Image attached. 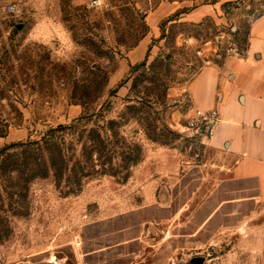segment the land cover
I'll return each mask as SVG.
<instances>
[{
  "label": "rangeland",
  "instance_id": "1",
  "mask_svg": "<svg viewBox=\"0 0 264 264\" xmlns=\"http://www.w3.org/2000/svg\"><path fill=\"white\" fill-rule=\"evenodd\" d=\"M92 1L1 0L0 264H264V199L185 128L189 82L248 22L150 18L212 0Z\"/></svg>",
  "mask_w": 264,
  "mask_h": 264
},
{
  "label": "crops",
  "instance_id": "2",
  "mask_svg": "<svg viewBox=\"0 0 264 264\" xmlns=\"http://www.w3.org/2000/svg\"><path fill=\"white\" fill-rule=\"evenodd\" d=\"M234 1L238 0H212L184 12L180 2L164 3L150 18L156 24L179 11L182 22L202 24L209 20L223 25L232 22L236 32L242 22H248L246 44L238 46L242 55L227 53L216 45L187 89L193 107L217 109L221 116L214 138L204 143L213 156L200 164L209 165L228 184L243 183L235 191L243 199L261 203L264 199V13L254 16L241 10L228 18L224 15L226 4Z\"/></svg>",
  "mask_w": 264,
  "mask_h": 264
},
{
  "label": "built area",
  "instance_id": "3",
  "mask_svg": "<svg viewBox=\"0 0 264 264\" xmlns=\"http://www.w3.org/2000/svg\"><path fill=\"white\" fill-rule=\"evenodd\" d=\"M258 2H254L253 0H238L234 2H230L225 8L224 15L226 17H231L232 14L241 10H247L251 13V15H259L264 13V0H257ZM256 3V4H255ZM93 6H108L102 0H93ZM18 5L16 2L9 4L6 7L8 12H17ZM236 26L233 25L231 30L233 32L236 31ZM227 34L225 32L220 33L217 36L216 42L219 46L225 49L227 53H231L234 55H242L240 48L237 43L232 39L227 38ZM197 53L202 54L201 49H197ZM221 121L220 113L217 109L212 110H204L198 107H192L190 112V117L187 119L185 128L188 132H190L193 136L197 138V140L201 143H206L207 141H211L214 138L216 133L217 126ZM16 264H56L53 262L49 263H39L34 261L33 259L26 258L20 260Z\"/></svg>",
  "mask_w": 264,
  "mask_h": 264
},
{
  "label": "trees",
  "instance_id": "4",
  "mask_svg": "<svg viewBox=\"0 0 264 264\" xmlns=\"http://www.w3.org/2000/svg\"><path fill=\"white\" fill-rule=\"evenodd\" d=\"M63 156V155H62ZM54 158L53 157H50V161H51V164L53 165L55 162H54Z\"/></svg>",
  "mask_w": 264,
  "mask_h": 264
}]
</instances>
